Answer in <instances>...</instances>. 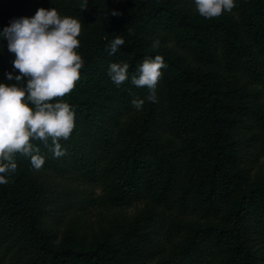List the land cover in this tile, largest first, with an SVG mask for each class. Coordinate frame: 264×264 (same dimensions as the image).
Here are the masks:
<instances>
[{
    "label": "trees",
    "instance_id": "obj_1",
    "mask_svg": "<svg viewBox=\"0 0 264 264\" xmlns=\"http://www.w3.org/2000/svg\"><path fill=\"white\" fill-rule=\"evenodd\" d=\"M169 1H58L82 22L80 79L53 98L75 128L61 156L33 141L39 170L15 154L29 179L0 184V264H264V0L217 19ZM16 4L0 0V28L32 16ZM155 55L167 64L155 102L111 81L110 62L131 76ZM13 59L4 40L0 81Z\"/></svg>",
    "mask_w": 264,
    "mask_h": 264
},
{
    "label": "clouds",
    "instance_id": "obj_2",
    "mask_svg": "<svg viewBox=\"0 0 264 264\" xmlns=\"http://www.w3.org/2000/svg\"><path fill=\"white\" fill-rule=\"evenodd\" d=\"M194 4L201 16L210 19L230 12L236 0H194ZM87 6L88 0H81V8ZM119 14L111 10V15ZM81 31L80 19L63 16L55 7H40L33 16L13 18L0 28V44L6 40L8 51L14 53L13 71H6V80L0 81V184L8 183V176L16 170L17 152L30 156L34 169L43 166L45 157L39 154L35 140L47 146L50 139L53 154H65L59 141L68 139L75 128V111L67 101L53 98L70 93L80 79L84 65L77 51ZM124 43L121 36L115 37L108 45L109 55L116 54ZM158 46L159 41H154L153 47ZM166 67L163 57L155 55L144 59L131 76L127 62H110L107 71L117 87L129 78L137 87L146 86L147 99L155 102ZM131 103L139 110L144 99L134 98Z\"/></svg>",
    "mask_w": 264,
    "mask_h": 264
},
{
    "label": "rangeland",
    "instance_id": "obj_3",
    "mask_svg": "<svg viewBox=\"0 0 264 264\" xmlns=\"http://www.w3.org/2000/svg\"><path fill=\"white\" fill-rule=\"evenodd\" d=\"M51 1L54 2L55 5H52L50 4ZM59 0H28L29 2V6H31V8L33 9V12H32V16L35 14V12L37 11L38 8L40 7H44V8H51V7H55L58 12L63 15V16H69V14L67 12H63L62 10L58 9L59 8ZM163 2L164 1H168V0H162ZM183 0H171L169 2H174V6L175 7H179L181 6V4H183L184 2H182ZM16 2H18V0H15V4ZM17 6V4H16ZM14 5V8L17 9ZM60 10V11H59ZM218 17H214V19H217ZM212 19V18H210ZM16 162H17V168L14 172H12L9 176H8V183L9 182H12V181H15L17 182L18 184H27L28 183V175H27V169H26V166L20 161V159L14 157ZM125 212L127 213H131L132 212V209H128L126 210ZM94 217H96L94 215Z\"/></svg>",
    "mask_w": 264,
    "mask_h": 264
}]
</instances>
